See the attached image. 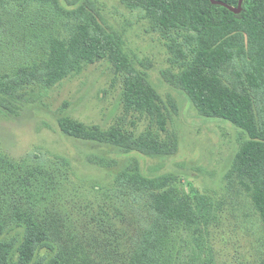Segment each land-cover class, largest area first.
I'll return each instance as SVG.
<instances>
[{"label":"rangeland","instance_id":"obj_1","mask_svg":"<svg viewBox=\"0 0 264 264\" xmlns=\"http://www.w3.org/2000/svg\"><path fill=\"white\" fill-rule=\"evenodd\" d=\"M94 1L100 15L121 33L133 73L145 76L171 114L161 131L146 114L125 112L122 96L129 73L117 72L107 59L82 65L80 72L29 104L20 119L0 114V229L7 242L15 241L8 262L18 261L24 230L18 225L24 227V220L30 219L47 231L56 253L75 264H144L134 243L144 230L143 217L133 211L127 192L116 191L111 172L86 161L92 153L112 159L117 155L106 146L62 134L57 119L64 116L102 130L150 132L163 143L176 141L174 156L147 159L146 165H163L168 173L177 170L168 189L192 209L211 205L214 215L203 243L192 232L172 233L173 246L167 248L176 264H210L212 253L213 264H264V226L232 171L240 130L223 120L199 117L188 97L161 75L186 68L194 59L195 45L186 43L187 33L153 25L142 10L126 9L120 0ZM37 8L0 0V75H12L45 58L50 39L63 38L66 25L74 24ZM233 65L225 73L228 81L237 78L235 72L242 71L244 63L236 59ZM228 81L223 80L224 85ZM262 100L253 99L256 120ZM98 221L109 224L105 232ZM106 242L111 243L110 251L100 245ZM53 256L42 250L34 262L45 264Z\"/></svg>","mask_w":264,"mask_h":264},{"label":"trees","instance_id":"obj_2","mask_svg":"<svg viewBox=\"0 0 264 264\" xmlns=\"http://www.w3.org/2000/svg\"><path fill=\"white\" fill-rule=\"evenodd\" d=\"M11 1L26 8L36 5L39 10H50L74 24L66 25L63 38L50 39L45 58L18 68L12 75H0V114L20 119L29 104L37 102L43 92L68 75L80 72L82 65L107 59L117 72L129 73L122 96L124 111L144 113L161 131L165 130L171 114L167 104L144 75L133 73L134 63L125 51L121 33L100 15L94 0ZM214 1L226 6L211 0H120L126 9L142 10L153 25L187 33L186 43L195 45L192 62L177 73L162 72V78L188 97L199 117L223 120L240 130L232 171L250 195L264 226V0H242L239 13L229 8H238L240 0ZM236 59L243 61V70H237V78L228 81L225 73ZM225 79L228 85H224ZM258 97L263 100L256 120L252 109L253 99ZM169 103L175 110L174 100L169 99ZM57 125L65 136L106 146L117 155L112 159L92 153L86 155V161L111 172L116 191L127 192L133 211L143 217L144 230L134 237V243L144 264H176L168 249L173 246L175 230L192 232L193 238H202L203 243L209 217L214 216L211 205L192 209L167 187L177 170L168 173L163 165H146L147 159L174 156L178 151L175 140L163 143L150 132L134 135L120 128L102 130L64 116L57 119ZM98 223L105 232L104 225L109 224ZM18 227L24 228L23 240L17 247L18 261H12L13 254L12 263L8 262L15 241L7 242L0 229V262L38 264L34 257L47 250L54 256L45 264H75L56 253V246L40 224L25 219L24 227ZM100 245L105 251L112 249L111 243ZM209 260L213 264V253Z\"/></svg>","mask_w":264,"mask_h":264},{"label":"water","instance_id":"obj_3","mask_svg":"<svg viewBox=\"0 0 264 264\" xmlns=\"http://www.w3.org/2000/svg\"><path fill=\"white\" fill-rule=\"evenodd\" d=\"M211 2H212L213 4H221V5L226 6L225 4H222V3H220V2H216V1H214V0H211ZM241 2H242V0L239 1V6H238V8H236V9H234V8H229V9H230L232 12H234V13H239V12H240V5H241Z\"/></svg>","mask_w":264,"mask_h":264}]
</instances>
